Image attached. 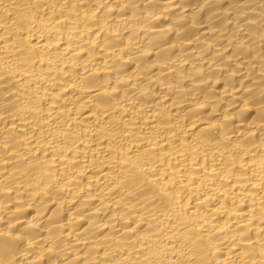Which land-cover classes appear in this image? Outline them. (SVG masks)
<instances>
[{"label":"bare ground","instance_id":"bare-ground-1","mask_svg":"<svg viewBox=\"0 0 264 264\" xmlns=\"http://www.w3.org/2000/svg\"><path fill=\"white\" fill-rule=\"evenodd\" d=\"M0 264H264V0H0Z\"/></svg>","mask_w":264,"mask_h":264}]
</instances>
